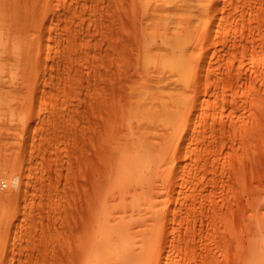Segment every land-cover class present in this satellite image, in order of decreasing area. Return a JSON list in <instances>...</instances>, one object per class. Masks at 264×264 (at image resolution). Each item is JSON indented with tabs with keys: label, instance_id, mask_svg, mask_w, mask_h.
<instances>
[{
	"label": "rangeland",
	"instance_id": "1",
	"mask_svg": "<svg viewBox=\"0 0 264 264\" xmlns=\"http://www.w3.org/2000/svg\"><path fill=\"white\" fill-rule=\"evenodd\" d=\"M0 59V264H264V0H0Z\"/></svg>",
	"mask_w": 264,
	"mask_h": 264
},
{
	"label": "bare ground",
	"instance_id": "2",
	"mask_svg": "<svg viewBox=\"0 0 264 264\" xmlns=\"http://www.w3.org/2000/svg\"><path fill=\"white\" fill-rule=\"evenodd\" d=\"M18 62H19V61H18ZM4 63H5L4 59H0V67L3 66ZM12 64L16 65L15 62H12ZM17 64H18V63H17ZM18 65H19V64H18ZM3 67H5V66H3ZM0 79H1V78H0ZM216 118H218V117H216ZM158 164H159V163H157V165H158ZM157 165H156V166H157ZM18 181H19V180H16L15 183L18 184ZM152 221H153V220H152ZM148 225H149L150 227H154V223H153V222L149 223Z\"/></svg>",
	"mask_w": 264,
	"mask_h": 264
}]
</instances>
